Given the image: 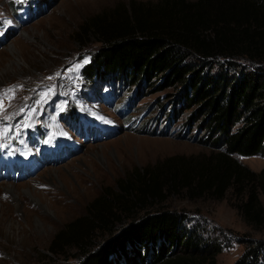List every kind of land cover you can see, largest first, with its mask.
Segmentation results:
<instances>
[{
  "label": "rangeland",
  "instance_id": "1",
  "mask_svg": "<svg viewBox=\"0 0 264 264\" xmlns=\"http://www.w3.org/2000/svg\"><path fill=\"white\" fill-rule=\"evenodd\" d=\"M130 1L158 0H0V264L74 263V248L50 255L46 246L93 197L165 159L176 165L213 150L203 115L178 103L180 85L156 90L158 78L86 75L99 44L77 39V25ZM228 66L264 76V66L243 58L210 59L203 68L215 75ZM234 159L253 172L264 169V150ZM246 190L228 188L220 198L168 191L120 223L173 210L218 249L204 264H232L257 243L264 260V196L257 188L262 222L248 223L238 208ZM108 237L96 232L93 242Z\"/></svg>",
  "mask_w": 264,
  "mask_h": 264
},
{
  "label": "trees",
  "instance_id": "2",
  "mask_svg": "<svg viewBox=\"0 0 264 264\" xmlns=\"http://www.w3.org/2000/svg\"><path fill=\"white\" fill-rule=\"evenodd\" d=\"M77 26V39L92 36L99 44L86 75L102 70L158 78L156 90L180 85L178 103L195 106L203 115L200 123L215 137L209 144L212 152L201 160L174 165L165 159L119 179L115 189L105 188L83 213L54 231L47 253L74 248L78 253L71 264H121V259L124 264L212 262L218 249L209 248L195 224H183L180 213L159 210L120 222L147 202L164 200L168 191L185 189L191 197L210 191L220 198L228 188L242 186L247 189L238 205L243 219L262 222L256 189L264 196V169L253 172L234 156L264 150V76L234 67L229 74V66L212 75L203 67L215 58H243L264 66V0L130 1ZM101 231L109 237L94 244L95 233ZM262 253L257 243L232 264H264Z\"/></svg>",
  "mask_w": 264,
  "mask_h": 264
},
{
  "label": "bare ground",
  "instance_id": "3",
  "mask_svg": "<svg viewBox=\"0 0 264 264\" xmlns=\"http://www.w3.org/2000/svg\"><path fill=\"white\" fill-rule=\"evenodd\" d=\"M27 35V34H26ZM11 49L15 50V46L14 45H11Z\"/></svg>",
  "mask_w": 264,
  "mask_h": 264
},
{
  "label": "snow or ice",
  "instance_id": "4",
  "mask_svg": "<svg viewBox=\"0 0 264 264\" xmlns=\"http://www.w3.org/2000/svg\"><path fill=\"white\" fill-rule=\"evenodd\" d=\"M85 63H87V61H85Z\"/></svg>",
  "mask_w": 264,
  "mask_h": 264
}]
</instances>
